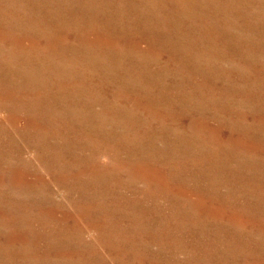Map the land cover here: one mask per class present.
<instances>
[{
    "label": "rangeland",
    "instance_id": "rangeland-1",
    "mask_svg": "<svg viewBox=\"0 0 264 264\" xmlns=\"http://www.w3.org/2000/svg\"><path fill=\"white\" fill-rule=\"evenodd\" d=\"M204 1L152 37L129 0H0V264H264V0ZM169 56L220 77L137 105Z\"/></svg>",
    "mask_w": 264,
    "mask_h": 264
},
{
    "label": "bare ground",
    "instance_id": "bare-ground-1",
    "mask_svg": "<svg viewBox=\"0 0 264 264\" xmlns=\"http://www.w3.org/2000/svg\"><path fill=\"white\" fill-rule=\"evenodd\" d=\"M122 1V0H121ZM128 1V0H127ZM138 0H129V2L131 3H134V11L132 13V16H133V19H132V25H134V28L135 29H138V26L140 24H143L147 27V32H146V35L147 33L150 35V36H161V34H167L168 30L169 29H172L173 30V21L172 23H170L169 25L165 24V17L163 16V11L161 10H167L169 11L170 13L174 14L176 13V18H180V23L182 21V19L184 18H188L190 15H191V10H192V5H193V0H166L167 1V5L165 6L166 8H159V6H157L156 4L154 5L152 0H144V6H142L141 4L138 5L137 3ZM204 1V0H203ZM219 1V0H218ZM83 2V1H82ZM139 2V1H138ZM199 2V1H198ZM205 2V1H204ZM217 2V1H216ZM224 2V1H223ZM237 2V1H235ZM200 3V2H199ZM226 3V2H225ZM96 4V3H95ZM217 4V3H216ZM222 4V3H221ZM227 4V3H226ZM231 4V3H230ZM233 4V3H232ZM218 5V4H217ZM214 6V5H213ZM235 6V5H233ZM245 6V4H244ZM78 7V6H77ZM100 7V6H99ZM203 7V6H202ZM209 6L207 5V8ZM216 9L217 7L214 6ZM239 7V6H238ZM246 7V6H245ZM75 8V7H74ZM210 8V7H209ZM233 8V7H232ZM83 9V8H82ZM105 9V8H104ZM212 9V8H211ZM220 9V7H219ZM223 9V8H222ZM228 10V9H227ZM245 10V9H244ZM67 11V10H66ZM78 11V10H77ZM161 11V12H160ZM231 11V10H230ZM213 12V11H212ZM220 12V10H219ZM235 12V11H234ZM240 12V11H239ZM38 13V12H37ZM207 13V11H206ZM216 13V12H215ZM74 14V13H73ZM77 14V13H76ZM253 14V13H252ZM259 14V13H258ZM66 15V14H65ZM82 15V14H80ZM197 15V14H196ZM218 15V14H216ZM39 16V15H38ZM75 16V15H74ZM173 16V15H172ZM192 16V15H191ZM194 16V15H193ZM205 16V14L203 15ZM214 16V15H213ZM255 16V15H254ZM253 16V18H254ZM257 16V15H256ZM261 16V15H260ZM78 17V15H77ZM81 17V16H80ZM210 17V16H208ZM215 17V16H214ZM64 18V17H63ZM256 18V17H255ZM254 18V20H255ZM259 18V17H258ZM72 19V18H71ZM76 19V18H75ZM116 19V18H115ZM131 19V18H130ZM174 19H175V16H174ZM44 20V19H43ZM47 20V19H46ZM64 20V19H63ZM99 20V19H98ZM176 20V19H175ZM204 20V19H203ZM221 20V19H220ZM253 21V20H252ZM60 22V21H59ZM77 22V21H75ZM104 22V21H103ZM199 22L202 23V20L199 19ZM78 23V22H77ZM129 23V22H128ZM69 24V23H68ZM74 24V23H72ZM176 24V22H175ZM222 24V23H221ZM178 25V24H177ZM238 25V24H237ZM67 25H65L66 27ZM215 26V25H213ZM64 27V28H65ZM95 27V26H94ZM236 27V26H235ZM250 27V26H249ZM201 28V27H200ZM18 29V28H17ZM103 29V28H101ZM131 29V28H130ZM96 30V29H95ZM99 30V28H98ZM126 30V29H125ZM175 30V29H174ZM77 31V30H76ZM221 31V30H220ZM177 32V31H176ZM225 32V31H224ZM229 32V31H228ZM181 33V32H180ZM244 34V33H243ZM191 36V35H190ZM228 36V35H227ZM8 37V36H7ZM189 37V36H188ZM247 37V36H246ZM100 38V37H99ZM236 38V37H235ZM250 38V37H249ZM91 39V38H90ZM140 39V38H139ZM137 39V40H139ZM89 40V39H88ZM184 41V39H183ZM237 41V40H236ZM122 42V41H121ZM252 42V41H251ZM144 43V42H143ZM240 43V42H239ZM184 44V43H183ZM196 44L198 45V43H190L189 45H186V46H193V49L196 48ZM185 45V44H184ZM183 45V46H184ZM144 46V45H143ZM157 46V45H156ZM242 46H243V43H242ZM174 47V45L172 46V48ZM179 47V46H178ZM237 47V46H236ZM137 48V47H136ZM176 48V47H175ZM200 48V47H199ZM234 48V47H233ZM180 50H183V48H178ZM71 50V49H70ZM167 50V49H166ZM190 50V48H189ZM250 50V49H249ZM141 52H143V50L141 49L140 50ZM198 51V50H197ZM166 52V51H165ZM183 51H181L182 53ZM189 52V51H188ZM198 53V52H197ZM144 53H140L137 55V57H141ZM154 55V54H153ZM169 55H171V53H169ZM180 55V54H179ZM184 55V54H183ZM251 55V54H250ZM152 56V55H151ZM172 56V55H171ZM182 57V56H181ZM188 57V56H187ZM196 57V56H195ZM201 57V56H200ZM194 58V57H192ZM216 58V57H215ZM137 59V58H136ZM180 60H182L181 58H179ZM178 58L177 59H174L173 57H170L169 56V61H168V64H166V67H164L163 69H159V70H155V71H152V72H156L158 73V75L160 76H163V77H158V76H154L153 77V80H154V83L159 85V86H154L152 85L151 81H153L152 79L150 80H145L144 78H142V76H139V77H134V86L136 88H134V91L136 93L137 92H140L138 94V96H135L134 97V101L138 104H142V103H146L147 106L149 108H155L157 106H166L167 107V110H168V113L170 111L173 110L174 106L171 104L170 102V98H169V95H168V91L170 90V88L172 87H175L177 88L176 91H175V95L178 99L181 98L182 96V90L180 88H182V83L183 81L185 80H192L193 77L195 76H198V75H203L207 78H217V77H220L219 74H215L212 73V72H209L207 71L208 73H203L202 72H199V73H195L193 74L191 71H189V74H186L185 76H183V74L181 72H179V70L181 69L180 65L182 63H184L183 61L181 62ZM187 59V58H186ZM128 60V59H127ZM184 60V59H183ZM191 60V59H190ZM189 60V61H190ZM210 60V59H209ZM217 60V59H216ZM88 61V60H87ZM131 63V62H130ZM143 63V62H142ZM146 63V62H145ZM156 63V62H155ZM188 63V62H187ZM186 63V64H187ZM191 63V62H190ZM177 65L178 66V69L176 71H172V68H171V65ZM148 65V64H147ZM151 65V64H150ZM159 65V63H158ZM195 65V64H194ZM216 65V64H215ZM157 66V65H156ZM200 66V65H199ZM203 66V65H202ZM129 68V67H128ZM177 68V67H176ZM205 68V67H204ZM193 69V68H192ZM220 69V68H218ZM142 70V69H141ZM168 71L170 72H174L176 73L177 75V80H176V83L175 84V81L173 82V84H170L169 81L172 79L170 78L169 74H168ZM183 72V71H182ZM136 73V72H135ZM130 74V73H129ZM141 75V74H140ZM117 82V81H116ZM105 84V83H104ZM113 87V86H112ZM106 90V89H104ZM109 90V89H108ZM106 92V91H105ZM111 92V91H110ZM145 92V93H144ZM108 93V92H107ZM160 94L161 93V96H158V97H154V96H150V95H154V94ZM47 103V102H46ZM145 105V104H144ZM177 108H180V107H183L181 101H179L178 105L176 106ZM147 108V107H146ZM136 110V109H134ZM150 110V109H149ZM147 111V110H146ZM158 113V112H157ZM151 115L153 116L154 115V112L152 111L151 112ZM183 115V114H182ZM40 117V116H39ZM136 117V116H135ZM179 117V116H178ZM41 118V117H40ZM47 118V117H46ZM54 118V117H53ZM167 118V117H166ZM184 118V117H183ZM77 119V118H76ZM155 120V119H154ZM171 120V119H170ZM174 120V119H173ZM167 121V120H166ZM182 121V119L180 120ZM161 122V121H160ZM49 123V122H48ZM158 123V122H157ZM160 124V123H159ZM43 126V125H42ZM167 138V137H166ZM181 144V143H180ZM234 145V144H233ZM174 146V145H173ZM167 151V150H166ZM249 161V160H248ZM243 162V161H242ZM254 162V161H253ZM256 163V162H255ZM241 164V163H240ZM258 164V163H256ZM244 165V164H243ZM247 165V164H246ZM255 166V164H253ZM252 165V166H253ZM258 167V165H257ZM215 168V166H214ZM237 168V167H236ZM239 168V167H238ZM243 168V167H242ZM247 168V167H246ZM250 168V167H249ZM243 170V169H242ZM245 171V170H244ZM252 171V170H251ZM258 171V170H257ZM261 171V170H260ZM250 172V171H248ZM246 173V172H245ZM255 173V172H254ZM259 173V172H258ZM262 175V174H261ZM260 176V175H259ZM244 178V177H243ZM251 177L247 178V179H250ZM253 178V177H252ZM255 178H256V175H255ZM261 178V177H260ZM263 178V177H262ZM246 179V178H245ZM251 180V179H250ZM154 182V181H153ZM251 182V181H250ZM260 182V181H259ZM262 182V181H261ZM246 183V182H245ZM244 183V184H245ZM263 183V182H262ZM170 189V188H169ZM169 200V199H168ZM167 200V201H168ZM156 202V201H155ZM250 203V202H249ZM155 204H158V203H155ZM160 204V203H159ZM87 205V204H86ZM94 205V204H93ZM258 205V204H257ZM99 206V205H98ZM79 207V206H78ZM155 207V206H154ZM98 208V207H97ZM158 208V207H157ZM85 209V208H84ZM91 209V208H90ZM104 209V207H103ZM255 209V208H254ZM100 211V210H99ZM254 211V210H253ZM12 212V211H11ZM244 213V212H243ZM98 214V213H96ZM90 221V220H89ZM96 221V220H95ZM216 228V227H215ZM94 230V229H93ZM207 230V229H206ZM97 231V230H96ZM132 231V230H131ZM138 231V230H137ZM189 231V230H188ZM202 231V230H201ZM191 232V231H190ZM167 233V232H166ZM198 233V232H197ZM195 234V233H194ZM124 236V235H123ZM191 236V235H190ZM200 236V235H199ZM208 236V235H207ZM206 236V237H207ZM194 237V236H193ZM48 238V237H47ZM122 238V237H121ZM46 239V238H45ZM160 239V238H159ZM165 240V239H164ZM47 241V240H46ZM57 241V240H56ZM55 241V242H56ZM118 241V240H117ZM205 241V240H204ZM52 242V241H51ZM161 242V241H160ZM47 243V242H46ZM202 243V242H201ZM128 244V243H127ZM200 244V242H199ZM215 244V243H214ZM147 245V244H146ZM211 245V244H210ZM200 247V246H199ZM205 247V245H204ZM195 248V247H194ZM207 248V247H206ZM263 248V247H262ZM196 249V248H195ZM205 250V249H204ZM203 250V251H204ZM206 251V250H205ZM261 251V250H260ZM115 253V252H114ZM27 254V253H26ZM23 255V254H22ZM122 255V254H121ZM167 256V255H166ZM105 257V256H104ZM133 257V256H132ZM195 257V256H193ZM155 258V257H154ZM198 258V257H197ZM226 258V257H225ZM246 258V257H245ZM91 259V258H90ZM110 259V258H109ZM131 260V259H130ZM188 260V258H187ZM200 260V259H199ZM237 260V259H236ZM86 261V259H85ZM91 261V260H90ZM137 261V260H136ZM142 261V260H141ZM157 261V260H156ZM186 261V260H185ZM11 262V261H10ZM9 262V263H10ZM59 262V261H58ZM114 262V261H112ZM147 262V261H146ZM161 262V261H160ZM187 262V261H186ZM227 262V261H226ZM236 262V261H235ZM240 262V261H238ZM19 264V262H17ZM60 263V262H59ZM90 263V262H89ZM94 263V262H93ZM96 264H98L96 262ZM143 264V263H142ZM164 264V263H163ZM219 264V263H218Z\"/></svg>",
    "mask_w": 264,
    "mask_h": 264
}]
</instances>
